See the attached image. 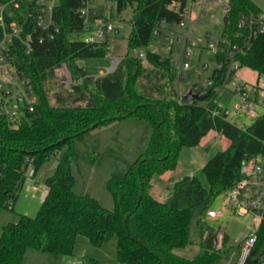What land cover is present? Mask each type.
Instances as JSON below:
<instances>
[{
    "label": "trees",
    "instance_id": "obj_1",
    "mask_svg": "<svg viewBox=\"0 0 264 264\" xmlns=\"http://www.w3.org/2000/svg\"><path fill=\"white\" fill-rule=\"evenodd\" d=\"M81 1L61 0L55 11L60 28L55 39L34 42L29 55L19 49L13 59L20 74L35 87L39 111L17 123L0 119V208L14 209L15 198L27 179V160L32 161L35 176L52 155L63 147L68 150L57 160L52 176L46 180L48 193L37 214L33 217L21 214L17 222L3 226L0 264H23L28 250L55 256L73 255L79 236L88 238L96 247L116 238L117 261L122 264H213L218 256L215 250L205 247L193 259L184 258L174 250L190 242L193 209L231 189L242 179V167L250 159L261 156L264 160V114L243 128L223 112L214 114L218 109L215 94L189 103L179 101L171 58L152 51L150 43L164 23L180 25L185 21L189 0H112L119 12L132 8L129 46L135 51L145 50L146 58L127 55L115 71L88 75L78 60L103 57L109 50L107 41L101 45L86 44L79 38L86 32L79 15ZM260 2L227 0L224 37L229 43L218 45L216 60L222 68L216 67L210 75L215 85L226 86L231 81L235 73L228 72L227 52L231 45L241 44L245 39L250 41V47L236 55L240 68L264 76V32L251 33L239 27L242 14L264 13V0ZM143 60L169 88L168 105L174 111L171 127L167 124V102L135 90L136 78L141 73L137 68ZM62 65L72 84L70 90L66 89L67 95L57 94V104L51 105L47 83L56 78ZM131 117L148 122L153 134L149 147L128 171L124 175L113 174L108 180L107 189L114 201L110 210L96 198L75 191L72 166L78 155L74 141L82 140L94 129ZM211 131L229 139L231 144L206 162L201 170L204 179L185 176L172 185L166 199L153 196V178L175 170L181 150L198 146ZM256 236L254 248L243 264H255L258 255L264 261V216ZM91 264L98 262L93 260Z\"/></svg>",
    "mask_w": 264,
    "mask_h": 264
},
{
    "label": "rangeland",
    "instance_id": "obj_2",
    "mask_svg": "<svg viewBox=\"0 0 264 264\" xmlns=\"http://www.w3.org/2000/svg\"><path fill=\"white\" fill-rule=\"evenodd\" d=\"M260 2V0H256ZM227 0H193L188 1V15L184 25L164 23V35L154 33L150 49L157 51L165 57H170L173 70L176 72L174 88L180 93H188L194 84H201L212 74L217 67L216 50L210 44L220 41L224 37L226 4ZM261 3V2H260ZM97 13L106 17L113 26V31L108 33L109 51L103 57H90L78 60L88 75L99 76L101 71L109 73L116 58L136 57V51L129 46V37L133 29V10L127 7L119 12L117 5L112 0H96ZM83 34L82 37L86 36ZM216 45H218L216 43ZM187 67H184V64ZM138 71L141 73L136 78L135 90L155 100L167 102L169 117L167 124L171 125L174 115L173 108L168 105L171 96L166 91L165 80L160 75H155L152 67L145 60ZM56 78L47 83V90L51 105H56V96L67 95L63 72L57 71ZM127 75L129 70H127ZM264 81L263 76L242 67L232 76L231 81L221 91L219 102L223 111H228V118L242 126H250L251 120L245 114L240 115L238 109L243 105L236 87L245 82L256 84ZM248 96L256 99L258 116L264 114V93L250 88ZM166 92V93H165ZM169 128V127H168ZM170 129V128H169ZM171 133V129L169 130ZM153 134L152 126L137 118L115 121L107 126L92 130L85 134L82 140L74 141V150L78 155L73 163L72 171L76 180L75 191L79 194H88L96 198L100 204L112 210L113 197L107 189V182L113 174L124 175L137 157L150 145ZM226 138L215 132H210L202 138L200 144L194 147L183 148L179 155L178 165L175 170L168 171L160 176H155L152 181L151 193L160 200L168 197L172 185L185 176L204 177L201 170L208 159L216 151L225 150ZM68 148L63 147L57 154L52 155L36 172L34 177L27 175L23 188L15 198L14 209L0 208V237L3 226L10 222H17L21 214L35 216L43 202V190L46 180L52 176L57 160L64 156ZM260 176H254L252 181L257 184ZM37 188V189H36ZM228 189L215 196L208 204H200L193 209L190 224V242L183 248L175 249V253L193 259L205 249L206 239L211 235L218 240L215 251L218 256L213 264H239L242 258L243 243L258 231L260 221L264 215V197L257 210L248 209L245 214H240L236 206H248L256 200L258 188L242 191L237 202L224 205V196L232 191ZM209 211H218L219 217L211 219ZM45 257H54L51 254L40 253ZM49 255V256H48ZM56 257V256H55ZM62 257L56 264H122L117 261V241L112 238L100 247L93 246L88 238L79 236L75 243L73 255ZM28 264H50L46 259H29Z\"/></svg>",
    "mask_w": 264,
    "mask_h": 264
},
{
    "label": "built area",
    "instance_id": "obj_3",
    "mask_svg": "<svg viewBox=\"0 0 264 264\" xmlns=\"http://www.w3.org/2000/svg\"><path fill=\"white\" fill-rule=\"evenodd\" d=\"M61 0H0V119H6L11 123L22 121L23 118L29 115H35L39 111V97L37 91L29 79L23 77L13 63L14 57L17 56L19 49H23L24 53L29 55L34 50V42L43 43L47 40H54L60 32V28L55 20V11L60 5ZM203 1V0H201ZM211 2V0H210ZM96 0H82L79 7V15L84 24L86 32L81 33L79 38L86 44L101 45L103 42H108L107 49L109 50L108 33L113 31V26L106 17L97 13L95 9ZM178 10V6L174 7ZM184 23V22H183ZM180 25H184V24ZM239 27L252 32H264V13H245L242 14L239 20ZM86 36L82 37L83 34ZM156 35H164V29L155 32ZM227 44L229 40L223 37L216 42ZM211 43L210 46L217 51L218 45ZM250 47V41L245 39L243 43L231 45L227 52L228 72L236 73L240 64L236 60V55L239 52H244ZM136 56L140 59L146 58V52L143 49L136 50ZM123 58H116L113 61L112 67L109 70L113 72L117 69ZM188 65L185 63L184 67ZM217 68H222V64H217ZM61 72L65 76V87L70 90L72 79L65 67L62 65ZM264 77V76H263ZM227 85V84H226ZM226 86H217L213 77L209 76L204 83L194 84L191 88L193 93L201 97H206L210 94H215L218 109L214 111L217 115L220 112L228 115V111H223L219 102V95ZM248 88L258 92H264V81L250 84L245 82L243 85L236 87V92L240 95L243 105L239 107V113H246L253 119L258 116L256 111V99H250L248 96ZM185 94L180 93L179 101L184 100ZM229 119V118H228ZM26 174L34 176V166L32 161L27 160ZM260 176L261 179L257 184H254L252 178ZM250 188H258L259 194L256 200L248 206L237 204L236 209L240 214H245L248 209L257 210L262 203L264 197V160L261 156L250 159L242 167V179L238 181L224 196V205H229L237 202L238 195L242 191H247ZM48 193L46 187L44 197ZM12 205V202H9ZM264 216V215H263ZM209 217L216 219L219 217L218 211H209ZM257 236L249 237L243 244L242 258L239 264H243L254 248ZM72 264H77L73 262ZM259 264H264L260 261Z\"/></svg>",
    "mask_w": 264,
    "mask_h": 264
},
{
    "label": "crops",
    "instance_id": "obj_4",
    "mask_svg": "<svg viewBox=\"0 0 264 264\" xmlns=\"http://www.w3.org/2000/svg\"><path fill=\"white\" fill-rule=\"evenodd\" d=\"M104 74H105V73H104L103 71H101V73H100L99 75H104ZM258 81H259V77H258V79H257V82H258ZM257 82H256V83H257ZM258 92H262V91L259 90ZM258 92H256L255 94H257ZM262 93H264V92H262ZM243 114H245V115L248 117V119L251 120V122L254 121L255 118L253 119L252 117H250V116H249L248 114H246V113H243ZM240 115H242V113H240ZM232 122H233V121H232ZM234 123H235V122H234ZM236 124H237V123H236ZM237 125L240 126V127H243V128L248 127V126H246V125H245V126H242V125H239V124H237ZM211 132H215V133L219 134V133L216 132V131H211ZM209 134H210V132L208 133V135H209ZM220 135H221V134H220ZM223 137H224V136H223ZM224 138H225V137H224ZM226 140H227V141H225V145H227L226 147L229 148L231 142H230V140L227 139V138H226ZM227 148H226V149H227ZM226 149H225V150H226ZM222 151H223V150H222ZM217 152H218V151L214 152V154L217 153ZM214 154H213V155H214ZM213 155H212V156H213ZM212 156H211V157H212ZM211 157H210V158H211ZM210 158H209V159H210ZM209 159H208V160H209ZM205 164H206V163H205ZM191 176H193V175H191ZM176 182H177V181H176ZM176 182H175V183H176ZM46 187H47V185L45 186V189H46ZM36 189H37V188H36ZM45 189L43 190V199H44V191H45ZM168 194H169V193H168ZM162 200H163V199H162ZM243 244H244V243H243ZM40 253H43V252H39V251H35V250H28L27 253H26V255H25V258H24V262H23V264H28V262H29L28 260H29V259H46V260H50V261H49L50 264H56L57 262H60V260H61V258H62V257H59V256H56V257H55V255H54V257H45L46 255H39ZM44 254H47V253H44ZM48 256H49V255H48Z\"/></svg>",
    "mask_w": 264,
    "mask_h": 264
},
{
    "label": "water",
    "instance_id": "obj_5",
    "mask_svg": "<svg viewBox=\"0 0 264 264\" xmlns=\"http://www.w3.org/2000/svg\"><path fill=\"white\" fill-rule=\"evenodd\" d=\"M227 22V17H225V23ZM204 97L199 96L196 93H193L191 90L185 94L184 100L185 102L189 103L192 100H203ZM218 244V240L215 236H210L205 244L206 249L208 250H215ZM261 261V255H258L256 258H254V263L259 264Z\"/></svg>",
    "mask_w": 264,
    "mask_h": 264
}]
</instances>
